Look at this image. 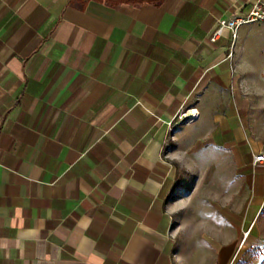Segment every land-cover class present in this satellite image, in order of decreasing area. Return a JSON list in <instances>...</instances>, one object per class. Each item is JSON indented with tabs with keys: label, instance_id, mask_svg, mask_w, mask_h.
Segmentation results:
<instances>
[{
	"label": "crops",
	"instance_id": "0c3cea01",
	"mask_svg": "<svg viewBox=\"0 0 264 264\" xmlns=\"http://www.w3.org/2000/svg\"><path fill=\"white\" fill-rule=\"evenodd\" d=\"M257 2L0 0V264H175V162L230 143L264 55V23L211 37Z\"/></svg>",
	"mask_w": 264,
	"mask_h": 264
},
{
	"label": "rangeland",
	"instance_id": "374dc122",
	"mask_svg": "<svg viewBox=\"0 0 264 264\" xmlns=\"http://www.w3.org/2000/svg\"><path fill=\"white\" fill-rule=\"evenodd\" d=\"M248 37L253 47L264 41V26H252ZM246 57L252 70L243 73L242 86L236 81L227 92L231 110L220 139L230 143L204 149L209 166L175 162L176 185L187 177L189 195L173 216L175 264H264V164H251L254 155L264 154V55L250 48Z\"/></svg>",
	"mask_w": 264,
	"mask_h": 264
},
{
	"label": "built area",
	"instance_id": "2783aa9c",
	"mask_svg": "<svg viewBox=\"0 0 264 264\" xmlns=\"http://www.w3.org/2000/svg\"><path fill=\"white\" fill-rule=\"evenodd\" d=\"M264 23V0H258L252 10L247 15L232 14L229 18L218 21V27L211 37L212 42H216L224 35L225 31H230L233 41L237 38L238 30L247 24ZM264 164V154L259 153L253 156L252 166L257 168Z\"/></svg>",
	"mask_w": 264,
	"mask_h": 264
}]
</instances>
